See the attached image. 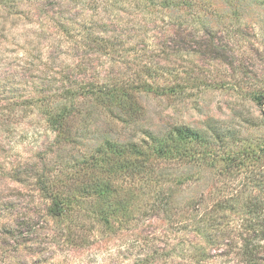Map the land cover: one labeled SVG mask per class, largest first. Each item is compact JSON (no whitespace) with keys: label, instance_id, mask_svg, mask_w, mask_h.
I'll return each instance as SVG.
<instances>
[{"label":"rangeland","instance_id":"374dc122","mask_svg":"<svg viewBox=\"0 0 264 264\" xmlns=\"http://www.w3.org/2000/svg\"><path fill=\"white\" fill-rule=\"evenodd\" d=\"M105 1L97 15V0H0V264H243V206L260 192L244 182L259 170L252 159L239 168L240 157L224 175L202 169V179L175 187L172 214H151L152 191L143 188L135 196L123 191L133 213L122 224L50 216L38 176L58 165L72 172L94 153L101 133L126 140L184 125L212 139L220 156L264 143V109L253 100L264 91V0H214L209 13L216 15L205 20L211 36L191 28L176 39L199 35L207 53L197 44L176 53L181 46L168 37L188 19L180 9L149 12L144 0ZM122 78L155 89L137 93V123L119 133L110 115L79 96L73 101L81 114L72 118L68 141L57 144L52 122L68 91ZM177 83L178 93L168 90ZM116 184L126 188L124 179ZM207 194V209L186 207ZM221 199L233 202L221 211ZM204 212L209 222L201 223ZM194 250L201 256L181 255ZM162 252L170 257L154 258Z\"/></svg>","mask_w":264,"mask_h":264},{"label":"trees","instance_id":"16d2710c","mask_svg":"<svg viewBox=\"0 0 264 264\" xmlns=\"http://www.w3.org/2000/svg\"><path fill=\"white\" fill-rule=\"evenodd\" d=\"M144 1L149 12L177 8L186 13L188 19H179L173 32L174 37H168L171 42H174L173 45L181 46L175 50L176 53L182 51L184 49L182 46L185 44H197L200 50H205L204 53L210 50L209 43L204 44L205 40L199 35H196L198 40L190 41L191 37H189L188 40L181 41V44L176 43V39L180 37L181 32L185 33L187 29L191 28L208 30L209 37L211 36L212 28L205 20L206 16L211 18L216 15L214 11L209 13V7L213 8L216 5L214 0ZM107 3L105 1L102 6L97 0V15L100 11H106ZM164 52L166 51H162V53ZM219 57L222 58V55ZM179 86L182 85L177 83L169 86L168 90L178 93ZM152 90L155 89L149 87L146 81L140 80L139 83H136L122 78L110 85L107 83L89 84L79 87L75 92L68 91L64 97V103L56 108L52 122L54 130L57 132V144L62 145V142L68 141L65 134L68 135L66 131L72 129V118H75V113L81 114V111L74 106L73 99L81 96L97 103L98 107L113 118V129L120 133L130 125H135L139 119L141 108L137 93L152 92ZM253 100L257 106L264 109V91L255 93ZM105 133L100 134L94 153L84 159L79 166L70 167L73 169L72 172L59 170L58 165L49 173L38 176L36 185L50 201L48 211L53 219L58 223H65L69 220L74 221V217L87 216V220L93 219L97 225L107 224L110 219L122 224L129 220L133 213V210L130 211L129 200L124 197L123 191L127 189L128 193L135 196L143 188L152 191L149 202L151 214L162 212L172 214L174 210H177V207H172V204L175 203L173 201L175 187L183 186L186 182L193 180L195 176L198 180L202 179L199 177L204 174L202 169L207 173L216 171L224 175L226 174L224 171L233 166V163L236 165L240 157L242 163L237 165L239 168H242L244 162L252 159L255 167L259 170L250 177L246 176L244 182L247 183V187L250 184L258 187L260 192L257 198L250 197L244 202L243 207L246 210L244 214L249 217L243 220V225H241L243 243L239 249L241 252L239 256L243 264H264V245L260 244V240H264V201L262 200L264 199V143L258 145L257 149L249 148L239 151L238 157L236 154L227 152L224 156H220L213 153L212 139H207L199 132L184 125L175 126L164 134L148 131L140 137L126 140L121 139L120 134ZM214 137V139L217 138V136ZM218 169L223 172L220 173ZM193 170L196 174L193 173ZM120 179H124L126 188L123 186L116 188V183ZM203 180L207 181L208 179L203 178ZM77 183L79 186L75 188L74 185ZM225 195L226 191H217V196L225 197ZM84 198L90 200L91 207H86ZM200 201L197 203L195 199L186 204V207L189 210L192 208L190 210L192 212L195 205L207 209L208 194ZM229 202L221 199L218 209L224 211ZM231 208L233 209L232 205ZM175 215L176 213H174V217ZM207 215L206 212L203 213L201 223L209 222L205 219ZM185 218L187 219V217ZM190 219L192 218L190 217ZM188 225L183 229L188 228ZM251 233H254V238H260V240L254 242ZM235 246L238 247L237 244ZM198 252V250H194L192 254L188 255L186 251H183L181 255L187 259L197 258V256H201ZM169 255L170 252L155 253L154 258H169ZM202 257L205 258V253L202 254Z\"/></svg>","mask_w":264,"mask_h":264}]
</instances>
